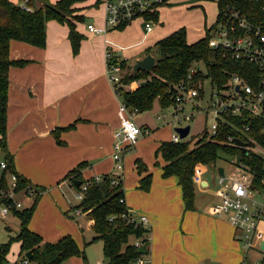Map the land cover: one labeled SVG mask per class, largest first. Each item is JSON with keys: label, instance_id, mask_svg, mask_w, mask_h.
<instances>
[{"label": "crops", "instance_id": "1", "mask_svg": "<svg viewBox=\"0 0 264 264\" xmlns=\"http://www.w3.org/2000/svg\"><path fill=\"white\" fill-rule=\"evenodd\" d=\"M8 1L20 3V0ZM47 1L54 3L57 0ZM104 1L74 5L73 15L82 16L81 20L73 21L75 31L81 36L75 54L67 37V26L55 20L45 23L44 47L16 40L9 43L8 57L26 61L22 66H11L8 70L5 141L14 171L36 190L28 230L50 243L69 235L85 256L86 246L99 240H92V220L76 207L79 202L73 204L69 201L70 191L75 188L66 175L75 168L82 179L108 173L122 175L126 206L146 216L148 221L147 254L143 255L145 260L141 259V264H240L243 259L241 231L225 218L210 213V207L216 201L215 187L209 192V183L202 177L200 182H193V208L184 210L176 177L161 175L164 161L157 148L161 142L170 141L166 114L156 113L157 120L163 124L159 128L141 121L140 115L132 116L141 135L131 145L134 150L123 155L121 175L114 172L112 130L118 124L117 109L121 99L115 96L107 80L105 50L111 49L113 55L126 60L131 69V64L142 58L147 48L185 27H170L169 33L160 35L153 25L145 32L142 19L137 18L138 22L132 20L121 29L109 30L105 34L90 33L86 30L87 24L104 26ZM170 1L155 10L157 19L171 5ZM204 1H191L195 6L192 14L202 19L199 21L202 28H198L192 40L186 38L188 44L203 37L206 28L215 22L217 13L206 24ZM42 3L43 0L33 1L36 6ZM86 6L90 9H84ZM85 18L88 20L84 25ZM127 39L133 43L127 44ZM136 84L133 82L129 88H135ZM1 156L0 161H3V153ZM136 160L144 165L145 170L137 171ZM153 163L156 168L151 167ZM131 168L136 169V175ZM146 174L151 176L149 188L139 189L138 181ZM206 193L211 194V199L203 203L202 196ZM11 212L18 221L17 233L19 219L14 210ZM259 224L264 228V219ZM5 226L10 230L9 225ZM262 242L264 229L256 235V252L264 253L260 249ZM13 243L16 244V253L12 259L7 254L5 257L9 264L20 260L19 243ZM253 249L252 245L246 254ZM70 260L63 264H70ZM71 262L79 264L77 259Z\"/></svg>", "mask_w": 264, "mask_h": 264}, {"label": "trees", "instance_id": "2", "mask_svg": "<svg viewBox=\"0 0 264 264\" xmlns=\"http://www.w3.org/2000/svg\"><path fill=\"white\" fill-rule=\"evenodd\" d=\"M33 1L37 0H28V5L31 8V11L28 12L22 10L19 4L0 0V150L3 153V162H5V168L1 170L0 174V202L5 203L9 200L3 197L4 190L7 188L6 173L16 175V184L19 189L31 187L25 178L14 171L11 156L6 148L8 70L11 66H22L26 62L11 60L8 57L9 43L16 40L39 48L44 47L45 23L49 20H55L67 26V37L73 54L77 53L81 40V36L75 31L74 22L70 20L75 10L74 5L81 0H57L54 3L43 0L41 6H36ZM214 1L217 10L215 22L221 11L226 8L238 10L241 14L254 20L259 14L261 4V0ZM144 17L153 21L157 20L155 11L145 14ZM81 19L82 16H74L76 21ZM215 22L206 28L203 37L193 43L186 42L185 29L179 28L158 40L152 48H147L146 54H152L155 59L150 71L132 72L126 60L113 56L111 61L117 63L124 71L119 76L118 86L121 102L128 109H135L136 113L150 110L154 102H157L161 109L168 108L174 102L175 91L172 86L184 80L189 68L193 65L196 66L198 62L204 65L205 71L194 73L191 81L193 84L198 80L208 78L210 85L219 88L231 74L244 77V69L250 73L255 72V68L242 65L229 56L223 55L221 51L208 46V39L212 35ZM121 28L123 27L119 29ZM133 82L137 83L136 87L129 88ZM221 116L223 121L218 120L213 136H209L204 130L195 140L184 141L182 139L177 143L163 141L157 148V152L164 161L161 175L176 177L181 189L184 210L193 208L192 176L196 165L217 169V160L227 157L231 162L236 163L238 157L239 162L255 172L253 180L257 184L264 177V162L258 154L249 148L242 151L239 147L226 145L227 136H239L235 127L240 124L249 126L246 136H243L246 140L251 138L264 145V139L260 133L262 121L248 115L232 116L223 113ZM248 143L250 144L249 141ZM135 162L138 172L145 170L139 160ZM66 176L70 178L71 185L77 190L81 184L86 183V189L76 207L85 212L87 218L92 220L91 230L94 234L92 240L101 241L104 264L134 263L137 258L143 256L138 253V247L133 246V242L136 240L144 245L145 254H147L149 230L139 225L135 226L121 218L128 208L125 202H120L121 199L124 200L121 179L117 184H112L111 181L117 176L109 173L99 176L97 181L94 180V177L82 179L78 175L77 168L70 170ZM150 179L149 174L141 177L138 181V188L147 190ZM75 182H79V185H75ZM32 188L34 189V187ZM1 191L4 193L1 194ZM34 205L35 199L29 206L14 210V214L19 219V230L6 242L0 243V264H7L5 257L13 242L19 243L20 260L15 264H19L22 259L26 258L24 254L27 251L30 253V259L26 258L29 264H63L71 257H81L83 263L86 264L82 250L69 235L62 236L50 243L43 241L38 234L28 230L27 223Z\"/></svg>", "mask_w": 264, "mask_h": 264}, {"label": "built area", "instance_id": "3", "mask_svg": "<svg viewBox=\"0 0 264 264\" xmlns=\"http://www.w3.org/2000/svg\"><path fill=\"white\" fill-rule=\"evenodd\" d=\"M170 0H105L104 6V26L98 27L94 24H87L86 30L93 34H105L109 30L119 29L137 18L142 19L145 32L151 30L150 20L143 18L145 14L154 12L157 8L166 5ZM19 6L24 11H31L28 0H21ZM208 46L222 52L223 55L241 63L255 68V72H249L244 69V77L238 74H231L227 80L217 88L211 86L210 93V112L213 120L210 124L209 136L215 134L218 120L223 121L222 114L232 116L248 115L262 121L260 133L264 139V0H261L259 14L254 20L249 19L241 14L238 10L228 9L221 11L219 18L216 20L212 35L208 39ZM111 49L105 50L106 59V76L114 92L119 98V76L124 71L121 67L111 61L113 57ZM201 71L198 67L189 68L186 78L176 85L172 86L174 93V102L172 108V119L176 127H183L192 120L196 113H201L197 102L191 108L185 109L192 101H199L203 98L202 89L208 78L198 80L195 84L191 83L194 73ZM202 72V71H201ZM246 77V80H245ZM248 80V82H247ZM210 84V83H209ZM207 114V111H204ZM136 114L135 109H128L120 102L117 109L118 124L112 130V160L114 170L121 171L123 164L122 158L124 153L129 150L141 135L140 127L134 122L132 116ZM164 115V114H163ZM161 117V116H160ZM189 125V124H188ZM175 128V127H174ZM171 134L170 141L177 143L180 139L178 133L174 131ZM239 136H227L226 145L239 147L234 142L235 138L245 142V149L249 148L263 159L264 162V145L251 138H244L248 132L247 124H240L235 127ZM207 132V131H206ZM250 142V144L248 143ZM232 169L226 172L222 168V175L217 174L215 169V197L216 201L210 207L211 215L223 217L234 228L241 231V246L243 249V259L240 264H248L246 258L247 250L253 245L256 238V229L258 222L264 219V177L257 184L255 172L251 171L241 162H231ZM5 168V162L0 161V169ZM206 167L196 165L192 176L193 182H200L201 176ZM237 171V173L234 172ZM9 180H6L7 188L1 191L3 197L8 202H0V216H5L8 212L19 210L22 207L19 201L14 197L19 191H23L26 197L33 198L36 195L32 187L19 189L16 184V175L8 173ZM111 183L117 184L121 176L115 175ZM6 178V177H5ZM94 180H99L94 177ZM86 189V183L81 184L75 196L79 200L82 198ZM120 202H124L123 199ZM31 204V203H30ZM77 212H80L77 210ZM127 222L135 226L147 228V218L143 214H138L129 208L127 212L121 215ZM133 246L140 247L141 242L136 240ZM141 257L135 260V264H141ZM19 264H29L26 258L22 259ZM95 264H100L96 262ZM214 264V263H207ZM253 264H261L260 260Z\"/></svg>", "mask_w": 264, "mask_h": 264}, {"label": "rangeland", "instance_id": "4", "mask_svg": "<svg viewBox=\"0 0 264 264\" xmlns=\"http://www.w3.org/2000/svg\"><path fill=\"white\" fill-rule=\"evenodd\" d=\"M191 1L193 0H171L170 1V6L165 8L161 14L159 15L158 19L155 22H151V25H153L156 29V33H159L160 35H163L165 33H169L170 27H175L177 25H182L185 27V31L187 33L186 38L189 40H192L195 38L197 35L196 31L198 28H202V23L199 25V21L202 22V19L199 20V18L194 17L192 14L193 12V6L191 4ZM80 3H84L85 5H88L91 3V5L95 2L97 3V0H81L79 1ZM204 13H205V20L206 24L208 22H211L216 13L217 10L215 8L214 0H205L204 1ZM90 9V6L84 7V9ZM74 16L73 15L70 20L74 21ZM145 18V17H144ZM88 18H85V21L83 22L84 25L86 24ZM139 19L135 20V22H138ZM188 32L190 33L188 35ZM127 44L133 43L131 39H127ZM128 65V64H127ZM196 65H198L199 69L204 72V65L201 62H198ZM210 93H211V86L209 84V80L205 81L203 89H202V94L203 98L199 101L195 100L192 101L190 105H187L185 109L191 108L193 105H196L197 102L199 104L200 109L202 110L201 113H196L192 120L187 122L189 124V133L188 135L183 138L184 141H192L198 138L201 133L206 130L207 133H210V124L213 120V116L210 112ZM160 107L158 106L157 102L153 103L152 108L148 111H144L142 113H136L137 115H140L141 121H146V123L149 126H155L157 128L161 127L163 124L161 121H158L156 118V115H162L166 114L165 116V123L168 125V130H169V138H171V134L173 132V128L176 127V124L173 122L171 113H172V108L169 106L168 108L162 109L161 112H159ZM204 111H207L208 113L205 114ZM157 113V114H156ZM137 123V122H136ZM148 134H151L148 133ZM147 134V135H148ZM146 137V136H145ZM134 146H129V150H134ZM127 151L129 153L130 151ZM125 154V153H124ZM2 152L0 151V159ZM130 165H132V160ZM216 166H221L226 172H230L233 166H231V161L227 157H224V159H219L217 160ZM152 168H156V165L153 163L151 164ZM234 169V167H233ZM131 171L133 170V173L136 175V169H130ZM1 172V169H0ZM114 172H118L121 175L122 171L114 170ZM235 173H237L236 170H234ZM6 180H9L10 175L8 173L5 174ZM122 177V175H121ZM202 178L206 179L208 181V190L209 192L211 189L213 190L215 187L216 183V174H215V169L212 167H206L205 172L201 176ZM33 187V186H31ZM77 192V189H72L69 194V201L73 204H77L79 202V199L76 198L75 194ZM34 198V197H33ZM33 198H28L25 196L23 191H19L14 199L16 201H19L22 205L20 209H23L26 206H29L30 203L32 202ZM211 199V194L206 193L205 195L202 196V202L207 203ZM17 218L12 214V212H8L7 215L4 217L0 216V242H6L10 236H14L17 231ZM5 225H9L11 228L8 230ZM262 224H259L256 229V234L258 231L263 230ZM256 238L253 242V250L249 251L246 254V258L250 263H256L258 259H260V263L264 264V253L263 252H256L257 251V245H256ZM101 242L100 241H95L90 244H88L85 248V259L87 264H95L96 262H99L100 264L105 263V259L103 258L102 255V249H101ZM16 253V244L12 243L9 247V251L7 253V257L9 259H12V255ZM242 256H243V249H242ZM71 260L77 259L79 261V264H83V260L80 257H73L70 258ZM142 260H145L144 256H141ZM69 261L70 264H77ZM7 264H9L7 262ZM134 264V263H131Z\"/></svg>", "mask_w": 264, "mask_h": 264}, {"label": "water", "instance_id": "5", "mask_svg": "<svg viewBox=\"0 0 264 264\" xmlns=\"http://www.w3.org/2000/svg\"><path fill=\"white\" fill-rule=\"evenodd\" d=\"M154 57L150 54H145L142 58L135 60L132 64H131V71L132 72H136V71H150L153 67L154 64ZM143 83V82H142ZM189 128L190 126L188 124H186L183 127H175L174 131L178 133V136L180 139L185 138L188 133H189ZM234 142L236 145L241 147V150L244 151L245 150V142L241 141L238 138L234 139ZM239 162V158H236V163ZM217 174L219 176L222 175V167L218 166L217 167ZM75 185H79V182H75ZM260 249L262 251H264V242L261 243L260 245ZM138 253L141 255L145 254V249H144V245H141L138 249H137ZM24 256L29 260L30 259V253L27 251L25 252Z\"/></svg>", "mask_w": 264, "mask_h": 264}]
</instances>
